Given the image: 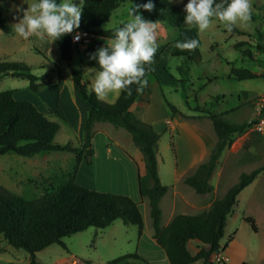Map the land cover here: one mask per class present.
Masks as SVG:
<instances>
[{"label": "rangeland", "instance_id": "374dc122", "mask_svg": "<svg viewBox=\"0 0 264 264\" xmlns=\"http://www.w3.org/2000/svg\"><path fill=\"white\" fill-rule=\"evenodd\" d=\"M172 1L181 8H184V4L187 3V0ZM27 2L30 5L36 0H27ZM76 2L79 3V0ZM131 2L132 0H126L119 4L101 28L104 30L113 29L122 24L123 21H127L129 19L128 7ZM250 2V19L238 21L234 25L243 34L229 31L225 22L218 18H212L210 27L202 32L198 31L195 26L184 27L180 30L167 29L160 25L156 27L157 49L160 48L162 52L161 58L153 67V71L164 82L162 89L169 103L178 110L187 113H181L185 117L175 114L183 122H188L184 128L188 131H196L198 139L202 140L203 138L206 148L211 147L212 149L216 135L210 119L202 110L208 108L214 113H219L225 109L223 118L225 121L234 124H247L241 132L232 135L230 145L224 148L211 173L214 200L224 195L227 188L238 180L240 173H248L264 164V136L254 131L251 125V122L258 117V113L264 111V0H250ZM135 3L141 2L135 0ZM28 4L24 3L23 0H0V12L10 25V32L8 33L0 29V61L23 63L30 68L31 73L37 76L41 74L45 65L48 72L44 75L53 73L54 76L58 75V79L67 84L66 81H71V76L67 70L66 62L60 59L56 44L53 42V46H42V52L46 56L44 58V55L34 51L35 46H33L30 38L25 40L14 31L13 24L18 22V19L23 15V12H18L17 9H26ZM193 39L198 41L199 57L196 60L188 59L186 56H171L169 54V50L174 44L184 45ZM86 40L87 44H96L94 42L98 40V37L91 35ZM109 40L100 39L106 44ZM238 42H242V45L236 49L233 45ZM257 44H260L263 50H258ZM245 49L250 51L252 57L241 53ZM84 52L83 58L81 55H75L73 61L77 65L82 64L83 73L86 76L92 69V62L90 52L87 50ZM60 64H63V71L57 72L56 66H60ZM232 67L246 68L260 76L244 80L233 79L230 77ZM75 68L78 69V67ZM165 72L166 76L164 77ZM44 75L41 77L42 79L45 78ZM171 79H175L176 86ZM150 80L153 81V76ZM27 83V80L23 78L5 76L0 79V91L25 89ZM221 99H223L221 102L216 103ZM191 112L197 115L190 117L188 114ZM55 122L64 130L63 121L55 120ZM122 130H119L121 133H116L115 136L119 142L122 141V135L129 137ZM176 132L175 128L167 125L157 142L156 156L161 178L165 183H171L174 180L175 145H180L175 142L178 139L175 137ZM63 138V133H59L54 139L57 143H62ZM170 142L173 147H171ZM181 142L183 146V140ZM138 152L140 154V151ZM106 154L107 159H109V166L114 165L119 168L121 163L119 156L113 150ZM48 155L52 158L49 167L55 169L52 167L55 164L58 165L53 175L48 174L47 177L33 176L34 167H36L34 163L41 158L40 155L36 159L20 156L14 152L0 155V186L24 199L39 197L42 192L41 184L44 180H64L67 175L60 176L58 167L69 171L71 164H74L72 152H49ZM207 157L208 155L204 160ZM41 169L43 168L41 167ZM47 169L41 171L45 172ZM262 172L260 181L237 197L238 200L232 209V213L228 215L224 235L220 242L223 245L228 236L235 231L234 239L231 245L227 244L223 251L212 256L214 262L218 264H240L246 259L253 260L257 264H264V259L258 253V246H264V223L262 224L264 219V171ZM106 186L108 187L107 191L111 193L122 194L124 190L122 184L111 181ZM91 189L96 190L95 188ZM140 207L145 215V210L141 204ZM146 210L148 212L147 208ZM247 215L258 221L260 225L258 232L252 231L249 224L242 219ZM161 221L164 223V218ZM62 241L65 244L64 248L57 244H51L35 253L37 259L44 264H105L109 260L136 253L149 264H168L163 250L151 237V219L149 216L144 217V226L140 236H138L135 225H124L120 219H117L105 228L89 227L84 231L62 238ZM204 246L207 247V245ZM28 258V252L10 246L0 234V264H24ZM115 264L144 263L134 258H127ZM191 264H202V259Z\"/></svg>", "mask_w": 264, "mask_h": 264}, {"label": "trees", "instance_id": "16d2710c", "mask_svg": "<svg viewBox=\"0 0 264 264\" xmlns=\"http://www.w3.org/2000/svg\"><path fill=\"white\" fill-rule=\"evenodd\" d=\"M124 1L126 0H85L78 30L111 39L114 28L104 30L100 27L108 21L112 11ZM139 1L147 2V0ZM219 2L220 0H217V3ZM153 3L155 8L152 12L140 10L145 18L177 30L192 26L184 23L183 8L172 0H153ZM0 29L6 33L10 32V25L6 23L1 12ZM231 31L243 34L234 26ZM54 43L59 50L60 59L68 63V70L78 97L88 104L81 145L75 148L70 141L55 142L54 136L59 130L57 122L38 111L30 101L15 99L12 90L0 91V155L14 152L20 156L30 157L43 151L76 153L72 172L66 174L67 177L62 181L44 180L41 184L42 192L35 199H24L0 186V234L2 237L10 246L28 252L29 258L24 264H44L37 259L36 252L51 244L64 248L62 238L89 227L105 228L120 219L124 225H135L138 236L141 235L143 218L137 204L129 196L89 189L76 184L73 180L81 160L87 165L91 163L93 155L91 139L95 123L108 122L115 128L123 129L141 153L144 173L137 176L138 193L141 199L147 200L151 219V237L163 250L168 263L191 264L202 259V264H218L212 260V256L223 251L227 241L233 235L231 233L227 241L223 245L220 244L226 217L235 206L239 192L264 171V164L248 173H240L238 180L227 188L221 198L214 200L207 210L194 215L176 214L165 226H162L159 202L166 193L167 187L161 183L157 171L156 152L160 134L152 125L139 119L129 109L134 101L149 92L148 77L154 75L153 67L161 58V49H157L153 62L145 65L146 86L133 84L130 86L132 89L130 95L121 90L116 100L108 103L98 99L95 92L90 93L91 87L84 80L80 70L69 64L73 52L79 49L72 43L71 33ZM94 43L97 44V42ZM178 45L181 44H174L171 47L169 52L171 56H186L192 60L199 57L197 47L188 49ZM241 45L242 42H238L233 47L238 49ZM256 48L263 50L260 44H257ZM34 51L43 56L38 49L34 48ZM241 53L252 57L247 49L242 50ZM220 58L225 61L224 58ZM56 69L59 72L58 66ZM230 73V77L237 80L260 76L246 68L232 67ZM5 76L26 79L27 87L32 92H37L39 87L45 84V82H39L42 76L31 73L28 66L16 61H0V79ZM167 106L171 115L180 114L185 117L173 104L167 102ZM202 111L212 123L216 141L206 160L201 162L191 175L183 179L184 183L198 196L211 192L212 186L209 179L217 160L224 148L230 145L232 135L241 132L247 126L246 123H229L223 119V114L214 113L211 109L206 108ZM170 145L173 147L171 142ZM242 219L249 224L252 231H256L255 222L251 217L244 216ZM190 240H196L207 247H200L193 252L188 244ZM127 258L149 264L136 253L109 260L105 264H115ZM241 264L251 263L242 261Z\"/></svg>", "mask_w": 264, "mask_h": 264}, {"label": "crops", "instance_id": "0c3cea01", "mask_svg": "<svg viewBox=\"0 0 264 264\" xmlns=\"http://www.w3.org/2000/svg\"><path fill=\"white\" fill-rule=\"evenodd\" d=\"M6 21V18H5ZM7 23V22H6ZM8 24V23H7ZM160 25V24H156ZM164 28H167L163 25H160ZM101 28V27H100ZM102 29V28H101ZM168 29V28H167ZM32 41L33 46L37 48L42 54V46H53V43L50 45L46 42L40 41L37 37L32 36L29 37ZM101 37H98L96 41L97 44H87L80 47L78 51L73 52L71 60L69 64L73 67H78L81 70V74L84 80L87 82L89 87H92V83H94L96 72L99 70V66L97 61L91 59L92 69L88 73V75H84L83 66L77 65L73 61V57L75 55H84V50H87L92 53H95L101 46H104L106 43L100 41ZM97 49V50H96ZM170 52V50H169ZM44 55V54H43ZM83 56V57H84ZM82 57V58H83ZM44 58L46 56L44 55ZM76 64V65H75ZM59 66V65H58ZM67 70L68 63L66 62ZM59 71H63V64H60L58 67ZM41 74L39 76H43L46 72H48L47 66H43L41 70ZM69 72V70H68ZM153 76V81L151 82L150 78ZM155 76V77H154ZM166 76V72L164 73V77ZM172 78V77H170ZM172 82L175 83V79H171ZM39 82H45L42 86L39 87L37 92H32L28 89V87L21 89H10L13 91V97L17 100H27L30 101L38 111L45 114L50 120H61L64 122V130L59 125V130L55 134L58 136L59 133H63V142L70 141L72 146L75 148H79L81 145V137L82 130L85 118L87 116L88 104L80 99L76 92V87L71 79L66 81L65 84L61 79H58V75L54 76L53 73H48L45 78H41ZM149 83V92L147 94H143L140 99L134 101L130 110L142 121L150 124L153 128L161 134L166 130L167 125L171 128L176 129L175 137L178 139L175 141L180 145H175V161L173 164L174 170V180L171 183H165L161 178V171L157 161V171L160 178V181L163 185L167 187L166 193L160 199L159 205L161 208V220L164 218V223L161 221L162 226H165L176 214H198L202 211H205L209 208L212 203V190L210 193L199 197L197 196L193 189L186 185L183 182V179L191 175L196 167L201 163L205 157L209 154L211 147L208 149L205 146V140L202 138L198 139V135L196 131L187 130L184 128L185 124L188 122H183L178 115H171L169 108L167 106L168 99H166L163 93L164 82L157 77V75H151L148 77ZM28 85V83H27ZM28 89V90H26ZM7 90V89H6ZM30 91V92H28ZM119 91L109 92L107 93L102 100L108 103H112L116 100ZM223 99L216 101V103L221 102ZM167 101V102H166ZM181 113L187 114L185 111L179 110ZM217 114H225V109ZM190 117H195L193 112L188 114ZM119 130L121 128H115L108 122H97L94 125L93 137L91 139V147L93 149V155L91 157V163L87 165L83 160H81L77 166L76 172L73 176V180L76 184L87 187L89 189L95 188L97 191L109 192L106 184L109 182H115L122 184L124 186V190L122 191L124 195L129 196L139 208L142 218H143V226H144V217L149 216L148 204L146 199H141L138 193L137 186V176L138 174L144 173V164L141 157V153L139 154V150L133 144L131 138L122 135V141L119 142L116 140V133L120 134ZM123 131V130H122ZM54 136V138H55ZM183 140V146L182 141ZM55 141V139H54ZM56 142V141H55ZM113 150V152L119 156L121 159V163L115 167L114 165L109 166V159H107V154ZM49 152H57V151H43L39 152L33 156H30L31 159H36L38 155L41 156L40 159L36 160L34 165L35 173L34 177L45 176L48 174H52L55 172L57 165L55 164L51 169L49 167L50 156ZM63 152V151H62ZM72 156L74 157V164H71L70 170H63L58 167V171L61 173L60 176L68 174L72 172L73 166H75L76 161V153L72 152ZM70 156V157H72ZM60 158V157H59ZM156 160L157 156H156ZM73 165V166H72ZM45 168L47 171L42 172L40 168ZM66 167V166H65ZM41 171V172H39ZM263 172H260L251 183H249L245 188H243L237 197L243 194V191L246 189H250L254 187L260 180V175ZM50 175V176H52ZM57 176V175H56ZM212 175L209 179L211 184ZM236 197V202L238 198ZM140 204L145 210V215L141 211ZM232 213V211L230 212ZM230 213L228 215H230ZM226 217V222L227 218ZM249 216V215H247ZM251 217V216H249ZM256 226V232H258L260 225L258 221L251 217ZM225 222V226H226ZM264 223V219L262 224ZM226 227H224L225 230ZM143 230V229H142ZM224 235V234H223ZM235 236V231L233 232L232 238L228 240L227 244L231 245ZM155 242V241H154ZM231 242V243H230ZM189 247L193 252H196L198 248L205 247L203 244L196 240L189 241ZM221 244V242H220ZM222 245V244H221ZM258 253H260L261 257L264 259V246H258ZM167 259V258H166ZM167 261V260H166ZM251 264H257L253 260H244ZM168 262V261H167ZM242 262V261H241ZM240 262V264H241ZM169 264V263H168ZM259 264V263H258Z\"/></svg>", "mask_w": 264, "mask_h": 264}, {"label": "clouds", "instance_id": "9594fccd", "mask_svg": "<svg viewBox=\"0 0 264 264\" xmlns=\"http://www.w3.org/2000/svg\"><path fill=\"white\" fill-rule=\"evenodd\" d=\"M27 3V0H23ZM85 0H36L28 4L18 22L14 23V31L27 40L35 36L40 41L52 44L65 35L74 33L73 41L81 38V15ZM155 8L153 0L146 3H135L132 0L128 7L127 21L113 29L112 38L92 53L91 59L97 61L99 70L89 90L95 92L98 99L114 91H126L131 94V85L146 86L145 65H150L158 48L156 23L143 16L141 9L152 12ZM250 0H187L183 11L184 23L195 26L198 31L207 30L212 18L225 22L229 31L238 21H247L251 17ZM198 41L193 39L180 47L194 49ZM139 90V89H138Z\"/></svg>", "mask_w": 264, "mask_h": 264}, {"label": "built area", "instance_id": "2783aa9c", "mask_svg": "<svg viewBox=\"0 0 264 264\" xmlns=\"http://www.w3.org/2000/svg\"><path fill=\"white\" fill-rule=\"evenodd\" d=\"M78 31L81 33L80 40L78 42L73 41V35L75 34V31H74V33H71V41L74 45L80 48L84 46L85 43H87L86 38L88 36H91V34H88L81 30H78ZM251 125L254 131L264 136V111H261L258 113V117L253 122H251Z\"/></svg>", "mask_w": 264, "mask_h": 264}]
</instances>
